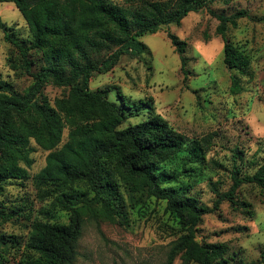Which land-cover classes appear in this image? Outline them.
<instances>
[{
  "label": "trees",
  "instance_id": "trees-1",
  "mask_svg": "<svg viewBox=\"0 0 264 264\" xmlns=\"http://www.w3.org/2000/svg\"><path fill=\"white\" fill-rule=\"evenodd\" d=\"M217 1L124 0L126 6H121L111 0H0L12 4L27 25L29 44L0 24L4 41L17 51L23 69L31 73L32 50L41 54L43 63L23 92L0 81V199L8 183L30 178L33 141L48 153L32 180L43 197H54L56 207L70 214L67 224L32 223L21 264H74L90 204L96 205L93 213L102 220L111 221L124 211L116 175L129 185L131 199L164 201L165 211L181 226L183 232L171 244L165 264H173L177 256L182 264H231L225 245L198 242L196 232L202 217L224 201L233 203L241 186L264 189V162L251 175L241 176L232 169L230 188L217 194L211 208L203 206L184 192L163 187L159 177L158 166L183 149L185 138L151 113L146 120L122 128L128 118L125 108L108 99L107 89H89L93 75L110 72L122 56L141 57L146 50L142 37L162 27L180 26L190 13L203 9L218 21L215 32L223 42L224 65L244 73L249 59L226 34L228 26L236 28L248 13L216 14L208 6ZM166 35L184 72L186 42L172 33ZM48 83L69 89L68 97L57 100L55 107L42 97ZM240 90L233 76L230 91ZM192 154L196 156L198 150L193 148ZM12 218L0 200V223ZM9 238L0 234V249L7 247Z\"/></svg>",
  "mask_w": 264,
  "mask_h": 264
},
{
  "label": "rangeland",
  "instance_id": "rangeland-1",
  "mask_svg": "<svg viewBox=\"0 0 264 264\" xmlns=\"http://www.w3.org/2000/svg\"><path fill=\"white\" fill-rule=\"evenodd\" d=\"M111 1L126 6L124 0ZM208 7L221 15L247 11L236 28L228 26L226 34L249 59L244 73L224 65L223 42L215 32L218 21L203 9L190 13L180 26L162 27L142 37L146 50L141 57L122 56L110 72L94 74L89 89H107L108 99L125 108L128 118L122 128L146 120L151 113L181 134L186 140L183 149L158 166L163 187L211 208L217 194L230 188L232 169L241 176L251 175L264 162V0H219ZM0 24L29 44L26 22L12 4H0ZM166 32L186 42L184 72ZM3 37L0 28V81L23 92L32 82L31 74L43 64L41 54L30 51L33 64L31 73H26L17 51ZM233 76L241 88L237 94L230 91ZM68 94V88L48 83L42 97L55 107ZM67 133L65 129L62 143ZM31 146L35 151L30 178L8 183L0 199L13 215L0 223V234L10 237L7 247L0 249V264H21L34 221H69L70 214L56 207L54 197H43L32 180L44 167L48 152L33 141ZM193 148L198 150L196 156ZM116 178L124 211L111 221L102 220L93 213L96 205L90 204L74 264H165L171 244L183 232L181 226L165 211L164 201L131 199L129 185ZM233 200L202 217L196 241L225 245L231 264H264V189L243 185ZM173 264H182L179 256Z\"/></svg>",
  "mask_w": 264,
  "mask_h": 264
}]
</instances>
